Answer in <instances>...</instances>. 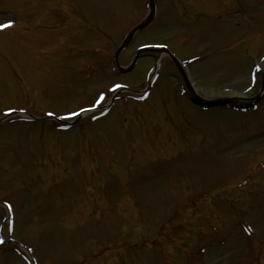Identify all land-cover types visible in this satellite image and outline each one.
<instances>
[{
    "label": "rangeland",
    "instance_id": "374dc122",
    "mask_svg": "<svg viewBox=\"0 0 264 264\" xmlns=\"http://www.w3.org/2000/svg\"><path fill=\"white\" fill-rule=\"evenodd\" d=\"M68 1L0 0V24L12 21L0 28V115L12 108L69 119L117 86L145 87L156 53L126 73L113 71L111 54L147 0ZM191 1L155 0L154 19L119 63L165 43L201 96L257 93L264 0ZM66 8L87 29L65 53L52 39L65 32L54 23ZM160 56L143 101L122 92L82 127L57 132L51 119L18 123L19 114L0 121V225L31 248L34 264H264V92L244 111L200 109ZM113 240L123 244L98 262ZM16 247L0 245V264H30Z\"/></svg>",
    "mask_w": 264,
    "mask_h": 264
},
{
    "label": "water",
    "instance_id": "95a60500",
    "mask_svg": "<svg viewBox=\"0 0 264 264\" xmlns=\"http://www.w3.org/2000/svg\"><path fill=\"white\" fill-rule=\"evenodd\" d=\"M148 4H149V11L146 15V17L139 23L137 24L136 26H134L129 32L128 34L126 35V37L124 38V40L121 42V44H119V46L116 48L115 50V53H114V57H113V60H114V63L115 65L117 66V68L121 71H125V70H128L134 63L135 61V58H133V60L131 61V63L126 67V68H121L117 65L116 63V55L118 53V51L124 47L129 38L131 37V35L139 28H141L142 26H144L152 17L153 15V1L152 0H149L148 1ZM162 49L161 50H164L166 51L163 47H161ZM140 51V50H139ZM167 54L169 55V57L171 58V60L174 62V64L177 66V68L180 70V73L182 74V77L187 85V88H188V91L190 93V99L194 102H196L197 104L201 105V106H207V107H210V106H214V105H222V104H225L227 102H229L231 100V98H216V99H203L201 98L200 96H198L196 93H194V91L190 88V86L187 84L186 82V78L184 76V73H183V70L182 68L180 67V65L178 64L177 60L170 54L168 53V51H166ZM259 96L255 97V98H251V99H258Z\"/></svg>",
    "mask_w": 264,
    "mask_h": 264
},
{
    "label": "snow or ice",
    "instance_id": "6c2138e0",
    "mask_svg": "<svg viewBox=\"0 0 264 264\" xmlns=\"http://www.w3.org/2000/svg\"><path fill=\"white\" fill-rule=\"evenodd\" d=\"M11 23H12V21H8L7 24H0V28L6 27V26L10 25ZM8 111H10V109ZM68 115H75V113H68Z\"/></svg>",
    "mask_w": 264,
    "mask_h": 264
}]
</instances>
